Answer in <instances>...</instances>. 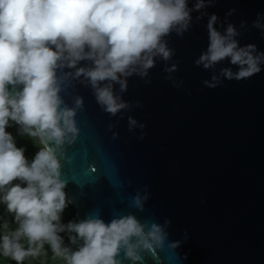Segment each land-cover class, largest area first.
Listing matches in <instances>:
<instances>
[{
    "label": "clouds",
    "instance_id": "clouds-1",
    "mask_svg": "<svg viewBox=\"0 0 264 264\" xmlns=\"http://www.w3.org/2000/svg\"><path fill=\"white\" fill-rule=\"evenodd\" d=\"M213 6L215 0H195L192 7L189 0H0V205L6 214L0 215V257L25 264L49 259L50 250V259L63 264H143L145 252L163 246L169 220L149 226L128 214L107 223L98 215L62 222L72 201L59 153L77 138L76 116L84 109L83 97L75 96L70 106L62 94L79 82L91 88L103 112L124 119L133 110L123 99L129 78L150 83L146 78L157 61L167 65L166 72L177 70L169 64L175 49L166 38L188 32L193 12L200 13L197 21L208 17V46L194 60L211 72L205 87L264 71V51L252 43L240 45L246 24L224 27L217 14L206 11ZM252 26L264 34V13ZM225 61L228 66L218 68ZM127 123L130 132L145 127L130 115ZM13 125L40 146L31 161L6 131ZM148 199L145 188L132 204L143 211Z\"/></svg>",
    "mask_w": 264,
    "mask_h": 264
},
{
    "label": "water",
    "instance_id": "water-1",
    "mask_svg": "<svg viewBox=\"0 0 264 264\" xmlns=\"http://www.w3.org/2000/svg\"><path fill=\"white\" fill-rule=\"evenodd\" d=\"M206 11L224 27L244 22L240 45L264 51V34L252 26L264 0H215ZM199 15L192 13L183 36L166 38L175 49L169 62L175 72L157 61L150 83L129 78L123 99L133 110L124 119L103 112L79 82L62 94L70 106L77 95L84 100L78 136L59 153L65 191L78 220L98 215L107 223L128 214L149 226L169 220L163 246L145 252L143 264H264V71L205 87L211 72L194 64L209 42L208 17L197 21ZM129 115L143 130L129 131ZM145 188L149 199L140 211L132 197Z\"/></svg>",
    "mask_w": 264,
    "mask_h": 264
},
{
    "label": "trees",
    "instance_id": "trees-1",
    "mask_svg": "<svg viewBox=\"0 0 264 264\" xmlns=\"http://www.w3.org/2000/svg\"><path fill=\"white\" fill-rule=\"evenodd\" d=\"M12 127H13L14 131H16V132H14L13 136L16 139L17 147L24 148L25 149V153H24L25 157L29 161H31L34 158L36 152L39 150L40 146L38 144H36L35 141L30 140L26 136L18 135L17 134L18 126L13 125ZM13 183H19V181H13ZM0 215H6L3 205H0ZM6 218L10 221V223L12 222L11 216H6ZM72 220H78V219L76 217V210L71 205H69V207H67L65 209V211L62 215V222L66 224ZM11 226L14 228L16 225L14 223H11ZM61 235L64 237L65 244L67 245L69 243L68 239H67V235L64 233H61ZM46 248H47V246H46ZM50 257H51V251L49 250V259L26 261L25 264H63L62 261H53L50 259ZM0 264H15V262L10 261V260H4L2 257H0Z\"/></svg>",
    "mask_w": 264,
    "mask_h": 264
},
{
    "label": "flooded vegetation",
    "instance_id": "flooded-vegetation-1",
    "mask_svg": "<svg viewBox=\"0 0 264 264\" xmlns=\"http://www.w3.org/2000/svg\"><path fill=\"white\" fill-rule=\"evenodd\" d=\"M6 131H8V132H10L11 134L13 133L14 134V132H16V131H14V129H13V127L11 126V127H8V128H6ZM12 134V135H13Z\"/></svg>",
    "mask_w": 264,
    "mask_h": 264
}]
</instances>
